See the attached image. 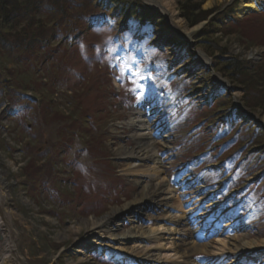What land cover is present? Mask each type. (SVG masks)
<instances>
[{
	"label": "rangeland",
	"instance_id": "1",
	"mask_svg": "<svg viewBox=\"0 0 264 264\" xmlns=\"http://www.w3.org/2000/svg\"><path fill=\"white\" fill-rule=\"evenodd\" d=\"M137 1L160 28L151 41L138 39L135 21L119 16L105 26H83L60 57L69 58L63 66L69 74L58 73L57 87H34L46 94L43 102L0 87V217L9 239L8 264H146L145 254L183 263L173 251L178 240L163 242L161 249L149 239L118 245L90 225L139 194L124 173L129 160L118 152L134 147L127 123L142 109L149 117L162 113L153 122L163 121L164 129L149 133L170 138V151L156 139L168 187L182 172L200 181L199 193L173 194L179 210L171 215H183L200 196L205 206L216 202L209 210L219 221L215 226L201 219L191 228L195 215L177 218L183 233L202 235L201 243L212 246L189 261L264 264V248L241 254L219 244L239 237L264 242V76L258 87L246 76L257 69L264 75V11L241 14V0H206L199 8L209 13L206 20L189 26L182 14L188 0H160L177 15L172 29L158 7ZM195 27L189 39L186 33ZM231 60L247 74L229 76ZM49 65L39 67L41 77L55 74ZM124 212L116 234L131 226L148 232L162 213Z\"/></svg>",
	"mask_w": 264,
	"mask_h": 264
},
{
	"label": "trees",
	"instance_id": "2",
	"mask_svg": "<svg viewBox=\"0 0 264 264\" xmlns=\"http://www.w3.org/2000/svg\"><path fill=\"white\" fill-rule=\"evenodd\" d=\"M205 1L188 0L182 5V14L189 26L206 20L209 13L199 9ZM118 16L135 21L138 39L148 38L151 41L160 29L151 17L150 10L137 0L125 3L121 0H0L2 92L10 90L21 95L23 100L31 96L32 100L43 102L46 94L34 87H57L60 82L58 73L64 70L65 73L69 72L68 68L64 69L68 66L69 58L60 57H64V52H69V46L75 41L74 34L82 32L83 26L92 29L108 25ZM123 29L125 32L128 27ZM173 42L178 44L175 40ZM44 63L50 64L49 68L56 71L52 77L48 73L44 77L40 76L39 67ZM229 63L226 68L232 78L241 73L247 74L238 61L231 60ZM246 76L258 87V81L264 75L257 69ZM22 175L27 179L28 171Z\"/></svg>",
	"mask_w": 264,
	"mask_h": 264
},
{
	"label": "bare ground",
	"instance_id": "3",
	"mask_svg": "<svg viewBox=\"0 0 264 264\" xmlns=\"http://www.w3.org/2000/svg\"><path fill=\"white\" fill-rule=\"evenodd\" d=\"M144 1L151 4L153 7H158V9L165 15L170 27L172 29L176 28L173 20L176 19L177 15L172 11L173 6L171 4L165 5L160 0ZM210 5L211 4L208 2L205 4V7H209ZM263 8L264 0H241L238 12L245 14L247 12L259 11ZM199 27L189 30L188 33H186V36L191 39L192 33ZM202 57L207 59L203 54ZM155 112L153 111V114L150 117L149 115L147 116L145 109L135 113L134 117L127 123L128 127L134 130V134L130 137L134 142V147L121 148L118 152L121 159L129 160L128 164H126L124 173L127 177L132 178V182L140 189L139 194L126 203L122 209L115 211L100 220H94L90 225L95 232L106 233L110 240L118 245L140 243L143 239H149L155 241L156 248L154 249H161L166 245V243L163 244V242L168 240H178L179 242L173 246L174 253L178 255L179 258L183 259L182 264H194L189 261V258L193 255L208 253L211 244L201 243L206 240L202 235H198L197 237V234L193 233L192 238H190L191 234L183 233L185 231L180 229L181 222L177 218L187 219L188 217L190 218L192 215H195V218L189 220L191 228H195L197 225L199 226L202 223L200 221L201 219H206L210 226H215L214 224L219 221L217 222L216 220L215 222V218L209 214V210L216 205V202L210 200V204L205 206L204 201L206 197L203 198V196H200L199 201L194 203L188 211L184 212L183 215L178 214V212H176L175 215H171L170 211L179 210L177 196L174 197L173 194L187 189L195 191V194L199 193L201 192L199 190L200 181L194 177H189L185 172H182L176 175V183L172 187H168V182L164 177L163 162L157 155V150L159 148L156 139L161 143V149L170 151L167 146V139L170 140V138L167 137L165 133V135L159 133L160 136L156 134L154 137L149 133L156 128V126H159L158 129L160 130L164 129V126H161L163 121H160L158 124L153 122V120L162 119L160 117L162 113ZM160 130H158V132ZM3 199V194L0 191V202H2ZM131 208H135V215H138V212L144 208H154L157 211H161L162 213L160 216L154 219L158 221L157 226H155L154 229L148 230V232L143 231L140 226H131L128 230L116 234L118 227V223L116 224V222H120L119 217L123 215L124 211V213H126ZM6 215L8 218L11 217L9 212H6ZM129 222L132 221L129 220ZM230 223L231 222L226 223L227 227H231ZM191 228L190 230H192ZM213 230L214 229L212 228L210 231ZM246 239V237H239L228 240L226 241L227 243L220 241V248L223 249L228 245L229 251H236L241 254H248L251 250L257 251L264 248V242H260L261 245H259L247 242ZM0 242L2 246V249L0 248V264H8L11 259L10 249H8L9 239L3 233V222L1 217ZM143 257L145 258L144 262L146 264H165L152 254H145ZM234 260L233 264H239L237 258Z\"/></svg>",
	"mask_w": 264,
	"mask_h": 264
}]
</instances>
